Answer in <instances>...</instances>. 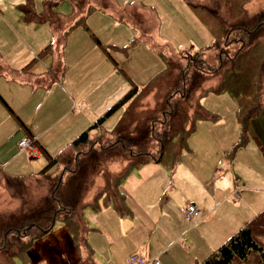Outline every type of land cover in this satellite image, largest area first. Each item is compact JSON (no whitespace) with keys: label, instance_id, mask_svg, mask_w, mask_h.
<instances>
[{"label":"trees","instance_id":"1","mask_svg":"<svg viewBox=\"0 0 264 264\" xmlns=\"http://www.w3.org/2000/svg\"><path fill=\"white\" fill-rule=\"evenodd\" d=\"M183 1L207 27L212 35L211 42L204 49L189 54L178 52L177 55L152 44L164 62L162 72L142 88L129 81L126 92L71 141V149L77 151L75 158L67 157V153L48 156L38 173L49 179V189L34 207L0 211V264H17L16 258L25 264V252L30 242L49 232L56 221L68 226L79 249L86 231L83 226L84 206L80 202L88 187L91 160L96 165L92 168L94 172L99 171L103 162L126 161L120 171L122 173L114 177L115 191L129 172L144 163L158 162L172 171L180 159L181 150L186 148L185 139L193 129L194 121L216 119L200 103V99L208 93L229 94L236 104L235 117L240 131L226 157H232L234 149L247 141L251 133L250 118L264 108V1L256 2L253 10L248 9L247 4L254 0ZM73 2L74 10L69 17L59 13L53 2L43 3L40 12L34 10L30 0L22 4V17L29 21L46 22L53 38L38 52V55L49 52L52 58L47 71L48 79L40 78L45 84L62 76L66 31L81 23L90 7L108 13L109 9L121 13V6L113 0ZM31 61L23 68H27ZM156 86L161 89L162 97L153 107L140 108L136 114L133 111L136 116H130L133 102ZM0 100L6 104L1 96ZM122 106L124 109L115 127L111 131L103 130L105 118ZM184 106L188 107L182 111ZM95 130L97 137L92 139L91 132ZM127 139H132L129 144L124 141ZM93 143H97V147L90 145ZM150 143L156 145L152 147ZM88 144L90 146L82 152L81 148ZM60 162V170L50 171ZM57 171L59 173L53 176ZM0 175L8 182L22 180L1 172ZM120 195L117 211L122 214L126 204ZM95 204L96 201L93 207L97 208ZM262 241L264 207L194 264H251L252 256L256 264H264Z\"/></svg>","mask_w":264,"mask_h":264},{"label":"crops","instance_id":"2","mask_svg":"<svg viewBox=\"0 0 264 264\" xmlns=\"http://www.w3.org/2000/svg\"><path fill=\"white\" fill-rule=\"evenodd\" d=\"M26 1L0 0V26L2 29L0 34L3 31L10 32L15 39L12 46H7L4 41L0 40V64L5 66L0 67V96L7 104L0 100V172L22 179L41 176L38 173L40 170L29 175L25 174L31 164L29 159H39L38 165L45 161V163H42L43 167L48 156L54 157L67 153V157L75 158L77 151L71 149V141L129 88L121 91L123 90L120 89L122 87L121 80L115 74L117 72L114 66L123 71L119 66L122 58L115 55L113 51L114 47L119 48V46L109 45L106 47L100 39L89 31L93 41H87V38H84V43L79 44L77 54H81L82 58L76 61L77 66L73 69L74 77L82 84L83 82L86 83L87 80L100 81L106 77L116 76L113 79L116 87L111 83L108 95L105 94L107 97H114L115 99L108 100L109 103L108 101L104 102V106L101 107L102 112L99 115L96 114L94 118L91 117L86 108L90 103L88 101L90 92L85 94L79 90L70 77L72 72H68L65 66L61 77L51 80L48 84L42 82V79L47 80L49 77L47 71L52 60L51 55L48 65H45L41 71L30 69V64L27 65V68H23L33 59L34 53L36 55L53 40L51 38V41H46L45 38L37 36L34 37L33 42L31 33H29L34 29L31 25L33 23H45L48 30L49 26L46 22L29 21L22 17V4ZM30 3L33 5L32 0H30ZM254 3H256L255 0ZM172 52L175 53L174 55L178 53ZM82 67H86L87 71L84 72ZM126 78L128 77L126 76ZM39 87L44 89L43 91L47 95L52 91V87H57L61 90V95L65 97V99L58 98L57 106H64V109L61 107L63 113L59 117L72 113L73 118L68 126L70 131L66 136L54 130L49 133L52 126V123L49 122L51 114L47 115L46 113L33 111V101L37 96L35 89ZM123 109L124 106L120 107L121 113L117 121L121 117ZM233 119V124L229 123L222 128V134L216 138L221 146L219 158L216 161L217 165L211 171L212 186L209 185L210 178L207 177V174L199 180L198 177H194L190 173L192 180H189V183L194 184L195 182L198 188L197 192L200 195L199 200L202 202V204L201 202L199 204L203 207V210L200 211L196 204L198 207L197 214L191 219L185 217L186 220L194 221V224L184 229L176 227L178 219H182L183 215L185 216V208L191 202L187 203L185 208H181L179 218H177L176 213L167 209L170 208L167 204L169 195L176 189L173 187L172 180L169 181V184L167 181V185L161 191V183H157L156 180H148L153 175H147L146 177L143 174L138 175L140 177L132 176L131 182L129 180L128 184L127 182L124 183L130 177L128 176L129 172L118 183L116 191L114 190L112 193L109 192V188L107 189L104 177L101 175L103 164L100 165L98 171L101 173L96 175L97 179L92 182V176L98 173L94 172L95 169H92L96 167V165H93L92 159V164L89 166L88 187L83 192L80 202L84 206L83 226L86 227V231L83 234L84 240L79 244V249L74 243L68 226L61 221H56L49 232L30 242L25 252V264H127V258L130 255H136L144 260L156 257L162 264H194L196 261L201 260L210 252L208 251L209 241H211V244H216L227 234V237H229L264 207V196L262 199L258 197L256 201L251 198L249 191L254 190L251 188L246 189L242 187L245 186L244 184H239L237 177L239 166L234 164L232 157H226L230 144L236 139L240 131L235 117V110ZM91 133V137H93L96 136L97 132L95 130ZM23 136L34 138L39 149L38 156L31 157L27 151L18 146L17 142ZM253 138L256 143L260 144L261 139L254 134ZM42 155L43 159H41ZM179 161L177 164H179ZM125 164V160H120L108 161L105 165L109 173L116 174L123 170ZM59 165H62L61 162L50 168V171L59 170ZM150 165L158 167L161 164L151 161L135 169L139 170L142 167V171ZM161 167L164 166L161 165ZM157 169L153 171L155 172ZM169 178L171 179L170 176ZM145 183L151 184V186L138 187L139 184L145 185ZM241 190H244L243 202H239L241 200ZM108 192L109 194H107ZM225 194L232 202L227 200ZM118 195L123 197L122 202L126 204L122 214L117 211ZM249 196L251 200L248 199ZM95 201L97 208L93 207ZM87 207L89 211H103L110 212V214H106L104 218H96L97 215L91 219L92 225H90L87 224L84 218ZM163 212H165V224H168L165 226L166 230L172 232V235L166 230L161 233L156 229L157 221H155V218L159 223ZM163 234H165V237L171 236V246L162 245ZM174 246L176 247L173 249Z\"/></svg>","mask_w":264,"mask_h":264},{"label":"rangeland","instance_id":"3","mask_svg":"<svg viewBox=\"0 0 264 264\" xmlns=\"http://www.w3.org/2000/svg\"><path fill=\"white\" fill-rule=\"evenodd\" d=\"M32 1L36 11L40 12L43 8V3L48 1L55 4V8L59 13L69 17L74 10L73 1L76 0ZM113 1L115 4L121 6V13H118L116 10L109 9L111 12H109V14L106 11L90 7L89 10H87L88 12L86 11L84 13L85 16L83 21L76 24L74 27L67 29L64 37L62 54L63 64L68 72H72L70 77L73 79L74 84H76L79 90L85 94L90 92L88 95V101L90 103L86 108L93 118L96 114L99 115V113L102 112L101 107L104 106V102L108 100L110 101V99H115L114 97H107L105 94L108 95V92L110 91L109 85L111 83V85L116 87L115 82H113V79H115L116 76H118L121 80L120 83L122 87L120 89H123L121 91H125L130 86L129 81H131L132 84H135L138 88H142L159 72H162L164 62L152 44L159 45V47L165 51L170 50L172 54H175L172 51L189 54L206 48L212 40V35L207 27L198 19V17L183 0ZM256 2H260V0H256ZM255 7L256 3H254V1L247 4L248 9L253 10ZM122 18L124 20H122ZM31 26H33L34 29L29 33H31L33 42L35 40L34 37L37 36L45 38L46 41H51L52 35L45 23H33ZM0 30H2L1 26ZM88 31L92 32L98 39H100L101 43L106 47L109 45L119 46V48L114 47L113 51L115 55L122 58L119 66H121L123 71H120L114 66L117 72L115 73L116 76L106 77L100 81L87 80L86 83L83 82L81 84L77 78L74 77L73 69L77 66V59L82 58L81 54H77V50L79 46L84 43V38H87V41H93ZM147 32H150V34L147 35ZM0 40L4 41L7 46H12L15 43V39L12 34L6 31L1 32ZM34 56H37L36 59L32 60L30 63V69L34 71H41L50 61L49 52H44L40 55H38V53L35 55L34 53ZM82 68L84 72L87 71L86 67ZM126 76L128 78H126ZM43 90L44 89L40 87L35 89L37 96L33 101V111L40 112L42 114L46 113L47 115L51 114L49 122L52 123V126L49 133H52L54 130L66 136L70 131L68 126L73 118L71 115L72 113L64 117H59L63 113L62 108L64 109V106H57L58 98L65 99V97L61 95V90L57 87H52V91L49 95H47V93ZM160 91L161 89L156 86L146 93H142V96L131 105L129 109L131 111L130 116L134 117L140 108L149 109L153 107L157 100L162 97V92ZM175 102L178 103V101ZM200 103L210 112L212 116L214 114L217 119H198L194 121L193 129L185 139L186 148L181 150L179 164H177L172 173L164 167H161V165H159L160 167H152V165H150L149 167H145L142 171V167L139 170H132L128 175L130 177L127 176L129 179L126 177L127 180L124 182H127V184L129 180L131 182L133 179L132 176L137 177L138 175L141 176L143 174L146 177L147 175H153L152 178L148 180H156L157 183H161V185H159L162 191V189H164L163 187L167 185V181L169 184V181L172 180L173 187L176 189L169 195L170 197L167 204L170 208L167 209L176 213L178 215L177 218H179L181 208H185L186 204L190 202L195 205L197 204L200 211L203 210L202 205L199 204V202H201L199 200L200 195L197 192L198 188L195 182L193 181L194 184L189 183V180H192L190 173H192L194 177H198L199 180L204 178L207 174V177L210 178L209 185L210 187L212 186L211 171H213L215 165H217L216 161L219 158V149L221 146L220 142L216 138L222 134V128L227 126L229 123L232 125V122H234L233 112L236 104L229 94L208 93L200 99ZM187 107L188 106H184L182 111L186 110ZM94 110L96 112H93ZM120 113L121 110L118 108L114 113L107 117L102 123V129L111 131L114 128ZM249 125L251 133H249L247 141L243 145L234 149L232 159L234 164L239 166V170L237 172L239 174H237L239 184H244L245 186L242 187H245L246 189L251 188L254 190L249 192L251 193V198L256 201L258 197L262 199L264 196V108H262L257 115L250 118ZM253 134L261 139L260 144L256 143L253 138ZM96 137L94 135L92 139H95ZM237 138L238 135L230 144L227 152L232 148V145ZM131 140L132 139H127L124 141L128 143ZM96 144L97 143H93L90 145L97 147ZM90 145L88 144L83 146L81 148L82 152L86 151ZM154 145L156 144L150 143V146L153 147ZM43 158L44 157L42 155L41 159ZM29 160H31V164L27 168V172H25L27 175L39 171L43 165L42 163H45L44 161L38 165L37 162L39 159ZM102 164L103 174L101 172L95 173V175L92 176L93 179L91 180L94 182V179H97L96 175L101 173L104 177L106 185L109 187V192L111 191L113 193L115 190L114 179H116L114 177H117V174L122 172L116 174L109 173L105 165L106 163L103 162ZM59 168L61 169L62 165ZM246 168H248L249 171ZM154 169L157 170L154 172ZM105 170L107 171V174H105ZM58 173L59 171H57L56 174H53V176ZM124 183L122 182V184ZM49 184V179H47L44 175L38 178L33 177L22 180H14L13 182L6 181L3 178V175H0V211L9 212L19 209L22 206H25V208L34 207L47 194ZM149 185L151 186V184L147 183H145V185L139 184L138 187L141 188ZM224 196L227 200L232 202L227 194ZM244 197V190H241V200H239V202H243ZM251 198L250 196L248 197L249 200H251ZM106 214L109 215L110 212L89 211L87 207L85 209L84 218L86 219L87 224L92 225V218H95L97 215L98 216L96 218H104ZM164 214L165 212L162 213L161 221L159 223L155 218V221H157L156 229H158L159 232L161 231V233L166 230L165 226L168 225L165 224ZM192 224H194V221L186 220L183 215L182 219H178L176 227L184 229ZM168 232L172 235V232ZM163 236L162 245L167 244V247L171 246V236L165 237V234H163ZM227 236L228 234L216 244H211V241H209L208 251H211V249H213L216 245H219ZM185 238L187 237L185 236ZM262 243L264 244V241H262ZM176 246H174L173 249ZM250 261L251 264H256L253 256ZM16 263L23 264L18 258H16Z\"/></svg>","mask_w":264,"mask_h":264},{"label":"built area","instance_id":"4","mask_svg":"<svg viewBox=\"0 0 264 264\" xmlns=\"http://www.w3.org/2000/svg\"><path fill=\"white\" fill-rule=\"evenodd\" d=\"M17 144L21 149L27 151V153L31 157H36L39 155V149L33 137L23 136L18 140ZM197 212H198V207L195 204L190 203L185 208V217L187 219H191L197 214ZM127 264H162V263L156 257H153L149 260H144L137 257L136 255H130L127 258Z\"/></svg>","mask_w":264,"mask_h":264}]
</instances>
